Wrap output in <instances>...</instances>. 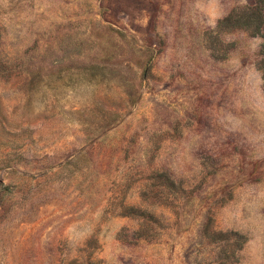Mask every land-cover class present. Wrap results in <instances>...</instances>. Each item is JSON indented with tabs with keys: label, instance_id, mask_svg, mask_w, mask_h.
Segmentation results:
<instances>
[{
	"label": "rangeland",
	"instance_id": "obj_1",
	"mask_svg": "<svg viewBox=\"0 0 264 264\" xmlns=\"http://www.w3.org/2000/svg\"><path fill=\"white\" fill-rule=\"evenodd\" d=\"M264 0H0V264H264Z\"/></svg>",
	"mask_w": 264,
	"mask_h": 264
},
{
	"label": "trees",
	"instance_id": "obj_2",
	"mask_svg": "<svg viewBox=\"0 0 264 264\" xmlns=\"http://www.w3.org/2000/svg\"><path fill=\"white\" fill-rule=\"evenodd\" d=\"M263 82H264V78H263Z\"/></svg>",
	"mask_w": 264,
	"mask_h": 264
}]
</instances>
